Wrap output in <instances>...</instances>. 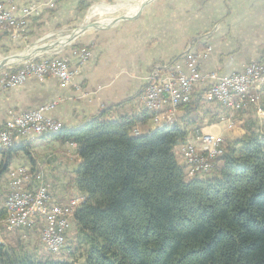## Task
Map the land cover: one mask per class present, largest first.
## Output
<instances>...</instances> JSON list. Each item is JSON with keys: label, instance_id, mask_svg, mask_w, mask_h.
<instances>
[{"label": "trees", "instance_id": "obj_1", "mask_svg": "<svg viewBox=\"0 0 264 264\" xmlns=\"http://www.w3.org/2000/svg\"><path fill=\"white\" fill-rule=\"evenodd\" d=\"M201 100L184 106L189 124ZM110 110L50 135L79 147L74 183L85 201L74 221L87 247L83 264H264V133L248 126L217 177L186 180L174 153L187 134L179 124L134 135L152 114L109 119ZM9 167L5 161L0 176ZM0 264L77 263L0 244Z\"/></svg>", "mask_w": 264, "mask_h": 264}, {"label": "crops", "instance_id": "obj_2", "mask_svg": "<svg viewBox=\"0 0 264 264\" xmlns=\"http://www.w3.org/2000/svg\"><path fill=\"white\" fill-rule=\"evenodd\" d=\"M4 1L8 6H16L18 16L25 7L40 8V14L30 17L21 35L1 34L0 45L17 50L26 46L28 41H38L54 31L82 24L87 21L86 12L92 5L113 3L115 0ZM82 2L88 6L80 11L78 5ZM95 9L97 11L93 13ZM116 9L115 6L94 7L91 17L97 12H114ZM190 46L203 54L199 60V70L203 75L212 72L219 75L236 74L249 63L263 59L264 0H154L131 19L108 28L87 30L57 53L68 58L76 72L69 85L64 86L53 77L44 80L29 77L13 88L0 85V129L9 119L10 111L23 113L52 104L54 106L46 111V115L57 119L67 128L82 125L97 117L105 108H111L109 119L141 115L146 108L141 104L140 97L150 71L154 67H168L176 63L179 71L189 73L190 68L183 55ZM208 47L210 50L207 51ZM81 49L90 51L86 61L80 59L78 53ZM209 84L210 81L205 79L195 92L197 96L201 94L202 100L197 114L192 116L193 120L199 118L205 105L213 106L207 115L201 117L203 124L191 123L188 126L189 123L183 122L184 107L177 113L176 123L186 133L199 128L205 132L208 119L218 114L222 122V116L227 113L220 104L214 106V103H206L203 99ZM162 127L155 125L151 119L142 128V133ZM14 147V150L0 156V166L10 161L9 169L28 165L36 173L42 171L46 174L47 171L48 175L53 176L67 160L65 150L71 153L76 151L79 155V147L75 143H62L57 138L42 134L18 135L11 149ZM80 162L79 158L78 164ZM53 168H56L54 173ZM9 169L0 176V219L5 216ZM33 184H38V181L34 179ZM55 200L65 201L57 197ZM1 227L4 242L0 244L6 246L15 243L16 233Z\"/></svg>", "mask_w": 264, "mask_h": 264}, {"label": "built area", "instance_id": "obj_3", "mask_svg": "<svg viewBox=\"0 0 264 264\" xmlns=\"http://www.w3.org/2000/svg\"><path fill=\"white\" fill-rule=\"evenodd\" d=\"M34 14H40L39 6L25 7L18 16L16 6H8L4 0H0V35H21ZM79 51L80 59L86 61L90 51ZM202 55L201 51L192 50V46L184 53L183 59L190 68L189 73L179 71L176 63L168 67H154L150 71L140 100L156 123L163 120L173 122L178 108L191 102L196 88L205 79H208L210 84L203 94V99L209 104H220L229 115L250 106H258V99L264 91V58L249 63L243 71L236 74L219 75L212 72L203 75L199 70ZM2 70L0 85L6 88L23 84L29 77L40 80L53 77L66 86L72 82L76 73L70 65V60L58 55H42L20 64L6 66ZM53 106L54 104L45 105L23 113L10 111L9 119L0 129V156L11 150V145L15 143L18 135L39 136L48 130L63 126L61 122L46 115V111ZM258 112L264 116L260 108ZM222 119L228 118L224 114ZM133 132L134 135L141 134L138 128ZM174 153L184 168L185 179L194 180L198 176H208L215 171L226 154V145L222 137L198 129L191 138L178 140L174 145ZM9 175L5 227L15 231L38 224L45 250L53 255L60 254L75 212L85 201V196L77 195L64 202L56 201L44 174L34 172L28 165L11 167ZM34 179L38 184H33Z\"/></svg>", "mask_w": 264, "mask_h": 264}, {"label": "rangeland", "instance_id": "obj_4", "mask_svg": "<svg viewBox=\"0 0 264 264\" xmlns=\"http://www.w3.org/2000/svg\"><path fill=\"white\" fill-rule=\"evenodd\" d=\"M153 1L154 0L150 1L149 3L153 2ZM137 2H139V0H136V3ZM136 3L134 0H115L113 3L106 2V4H101V5H97V6L92 5V8L90 7L89 9H87V12H86V15H88L87 21L85 20L82 24L79 23L78 25L75 24L73 26L72 25L68 26L67 28H65V30L54 31L53 34L48 35L47 37L46 36L42 37L38 41L37 40L28 41L26 46L19 47V49H17V50L16 49H10L9 47H5V46L0 45V59L9 57V56L17 54V53L26 52L35 46H37V49L34 50V53H36L35 56H37L40 53H43V50L45 49V46L47 44H52L53 41H56V40H58L62 37H65V36H71V39L68 43L72 44L73 41L79 37L78 36L75 39V36L79 33V31H76L75 34H72L75 29L80 28L82 25H86L89 23H95V22H97L99 26H106L108 24H111L109 22H108V24L106 23V25H102L100 23L106 22L107 20H111V19L113 20L114 18L116 19V18L122 17L124 15H130V14H128V12H129L131 6L135 5ZM147 5H145V6H147ZM93 6L94 7H105V8L108 6H110V7L115 6L117 9L114 12H109V11L97 12L96 14H93V16L91 17V11L94 8ZM144 7L140 11H138L137 13L140 14V12L144 9ZM96 11H97V9H95L93 13H95ZM137 13H135V14H137ZM116 23H118V22H116ZM114 24H112V25H114ZM90 30H88V31H90ZM68 43L59 49L50 50L49 52L40 54L39 56H42V55L46 56L47 55L50 57H52V56L57 57L58 52L62 51L63 49H65L66 47L69 46ZM55 47L56 46H54V48ZM40 48H42V49H40ZM54 50H58V51H54ZM37 51H39L40 53ZM39 56H37V57H39ZM11 65H16V63L6 64V66H11ZM2 69H0V72L2 71ZM258 102H259L258 106H256V107L250 106V107H248L242 111H238V112L233 113L231 115L226 113L225 116L230 121H227L228 119L223 120L222 118H221L222 122H220L219 119L218 120H216V119L214 120L213 118L210 120L208 119L207 122L209 125H207L205 127V133H209L212 135L222 137L224 140V143L226 145V153L228 151V148H229L231 141L238 139L241 136H243L244 134H246L248 126L254 128V129H258L262 133H264V116H261L258 112L259 108L264 112V91H262V93L260 94V98L258 99ZM216 105H217V103H214V106H216ZM182 107H184V106H182ZM182 107L178 108L177 113ZM212 107L205 105V108H202L203 110L201 111L199 118L193 117V118H195L194 119L195 122L192 124H198V125L203 124L204 120L201 119V117L207 115V111H211V109H213ZM177 113H176V116H177ZM176 116H175L173 122H165L163 120V121H161V123H156L155 121H154V123H155V125H162V126L171 125V124L176 123ZM192 116H194V115H192ZM52 119H54V118H52ZM151 119H153V118H151ZM55 120H57V119H55ZM178 120H179V118H178ZM183 122L188 123L189 121L183 120ZM187 125L191 126L190 124H187ZM59 127L60 128H58L55 131H49V132H45V133H41V134L43 136L54 135L61 130L62 126H59ZM135 128H138L140 133H142L143 127L142 126H135L132 130L133 134H134L133 131ZM196 130H198V129H195L192 133H187L183 139H185V138L187 139L188 137L191 138L194 135ZM199 130L203 131L201 128H199ZM242 130L245 131V133H243ZM13 145H14V143L11 145V147H13ZM65 152L67 154V155H65L67 160H65V162L61 165L60 170L57 169L54 176L51 174L48 175L47 171H46V174H45V172L44 173L42 171L41 172L44 174L45 181L50 186V189H51V192L53 193V195L55 193L57 198H60V199L64 198V200L67 201L71 197H74L77 195L84 196V194L81 193L76 188L75 183H74L75 169H77V167H78L77 164H78V160L80 157L76 151L74 153H71L68 150H65ZM222 163H223V161H222ZM222 163H219V165L216 167L215 171H213L208 176H198V177H196V179L205 180L206 178L217 177L218 172H219L218 171L219 167L222 165ZM55 170H56V168H53V173ZM55 195H54V197H55ZM4 218H5V216L0 219V227L2 226L3 228L7 229L5 227ZM14 232L16 233V242L13 244L6 245L5 247L7 249L14 251L16 254L17 253H28V254L35 255V256H41V255H45V254L49 253L48 251L45 250V247L41 241L40 227L38 224H33V225L28 226L24 229L15 230ZM67 235H68V237H67V240H66V243H65V246H64L62 252L60 254H57L54 256L60 260H68L69 262H74L77 264H83V262H84L83 257L85 255V251L87 250V247L85 245L81 244L79 239L77 238V226H76V223L74 220L72 222L71 228L69 229ZM3 240L4 239L2 238V236L0 234V243L4 242Z\"/></svg>", "mask_w": 264, "mask_h": 264}, {"label": "bare ground", "instance_id": "obj_5", "mask_svg": "<svg viewBox=\"0 0 264 264\" xmlns=\"http://www.w3.org/2000/svg\"><path fill=\"white\" fill-rule=\"evenodd\" d=\"M147 1H149V0H139V2H137L135 5H132L131 6V8L129 10L130 13H128V14L135 15V13H137L138 11H140L144 7V4H145L144 2H147ZM114 20H115V18L113 20L112 19L111 20H107V21L105 20L106 22H102L100 24L106 25V23L108 24V22L109 23H113ZM70 39H71V36H65V37H62V38H60V39H58L56 41H53L52 44H47L45 46L46 47L45 48L46 50H43V51L46 52V51H50V50H53V49H59V48L63 47L64 45H66L70 41ZM54 46H56V47L54 48ZM35 49H37V46L31 48L30 50H28L26 52L17 53L16 55H11V56H9L7 58L0 59V67L3 66V65H6V64L18 63L24 57H35V55H36V53H34V50ZM40 49H42V48H40ZM37 52H39V51H37ZM58 128H60V127L58 126L56 128H53L52 130H48L47 132H49V131H55Z\"/></svg>", "mask_w": 264, "mask_h": 264}, {"label": "water", "instance_id": "obj_6", "mask_svg": "<svg viewBox=\"0 0 264 264\" xmlns=\"http://www.w3.org/2000/svg\"><path fill=\"white\" fill-rule=\"evenodd\" d=\"M150 1H152V0H149V1H147V2H144L145 4H144V6L145 5H147ZM138 14V13H137ZM137 14H135V15H124V16H122V17H118V18H116L115 20H114V22L113 23H111V24H108V25H106V26H98V23L97 22H95V23H89V24H86V25H82L80 28H78V29H75L74 31H73V33L72 34H75L76 33V31H79V33L75 36V39L80 35V34H82V33H84L85 31H87V30H90V29H103V28H108L109 26H111L112 24H114V23H116V22H120V21H123V20H127V19H131V18H133V17H135ZM71 43V42H70ZM46 48V47H45ZM63 49V48H62ZM44 50H46V49H44ZM54 51H58V50H54ZM47 52H49V51H43V53H47ZM52 52V51H51ZM43 53H40V54H43ZM39 54V55H40ZM14 55H16V54H14ZM39 55H37V56H39ZM37 56H35V57H24V58H22V60H20L18 63H21V62H24V61H27V60H31V59H34V58H36ZM7 58V57H6ZM6 65H3V66H1L0 67V69H2L3 67H5Z\"/></svg>", "mask_w": 264, "mask_h": 264}]
</instances>
